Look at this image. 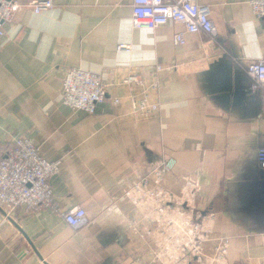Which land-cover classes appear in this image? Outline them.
<instances>
[{"label":"crops","instance_id":"obj_1","mask_svg":"<svg viewBox=\"0 0 264 264\" xmlns=\"http://www.w3.org/2000/svg\"><path fill=\"white\" fill-rule=\"evenodd\" d=\"M53 1L4 24L0 158L28 137L59 160L58 211L0 206V264H264V91L239 104L218 97L226 73L248 88L246 65L264 59V18L251 0H197L211 7L219 44L198 32L183 45L174 43L180 23L135 28L133 0ZM71 68L107 86L93 114L63 102ZM131 74L141 81L126 83ZM143 94L160 103L149 118L130 100ZM140 176L148 182L137 189ZM75 207L86 212L79 228L64 218Z\"/></svg>","mask_w":264,"mask_h":264},{"label":"built area","instance_id":"obj_2","mask_svg":"<svg viewBox=\"0 0 264 264\" xmlns=\"http://www.w3.org/2000/svg\"><path fill=\"white\" fill-rule=\"evenodd\" d=\"M254 13L264 18V0H251ZM53 0H0V38L5 35V22L26 7L37 14L51 9ZM169 22L180 23L183 30L174 35V43L183 45L187 42L189 33H205L214 43L219 44V32L212 16L209 5H202L197 0H133V25L135 28L154 30ZM130 44H120L119 50H129ZM162 70L157 65L156 74ZM246 71L252 79L249 87L251 94L258 90L264 91V59L250 62ZM158 78V76H157ZM140 78L131 74L125 79L126 83L140 82ZM63 102L75 110H83L93 114L99 103L108 98L107 86L100 75L82 68H71L63 78ZM159 78L154 80L151 88L157 90ZM131 103L136 111L145 118L157 114L160 109L158 101H151L148 94L140 97L131 95ZM115 105L121 103L120 97L113 100ZM258 164L264 169V147L258 150ZM162 166L169 169L170 164L162 161ZM60 170V161H49L41 153L40 148L28 137L15 139L5 156L0 158V206L8 212H14L25 207L27 212H37L42 209L58 211L53 198V188L50 180ZM147 176H140L135 188L146 185ZM66 222L74 228L87 223L86 212L81 207H75L64 213ZM138 232V229L136 228ZM140 237L146 235L140 232ZM196 247V240L189 243ZM25 252L19 254L24 257Z\"/></svg>","mask_w":264,"mask_h":264},{"label":"water","instance_id":"obj_3","mask_svg":"<svg viewBox=\"0 0 264 264\" xmlns=\"http://www.w3.org/2000/svg\"><path fill=\"white\" fill-rule=\"evenodd\" d=\"M224 64L223 60H217L214 62V64L211 66L210 71L207 73V75H210L214 73L215 70H217L220 65ZM222 70V67H221ZM239 73L234 74V80L232 79L231 75L229 73H226V79H225V87H223V93L220 94L218 97L221 98L222 100H231V97H234V103H241L244 101L247 97V93H250L249 87L242 84V81L240 80V75ZM233 81L235 82V89L233 88ZM235 90V92H233ZM264 170V169H261ZM262 176L264 178V171L262 173ZM135 264H141V263H135Z\"/></svg>","mask_w":264,"mask_h":264},{"label":"rangeland","instance_id":"obj_4","mask_svg":"<svg viewBox=\"0 0 264 264\" xmlns=\"http://www.w3.org/2000/svg\"><path fill=\"white\" fill-rule=\"evenodd\" d=\"M189 247L191 248V250H195L197 248V246L195 248H192V246L189 245Z\"/></svg>","mask_w":264,"mask_h":264}]
</instances>
